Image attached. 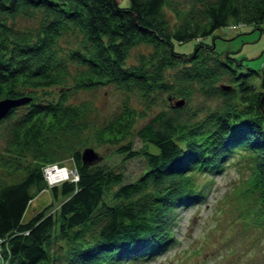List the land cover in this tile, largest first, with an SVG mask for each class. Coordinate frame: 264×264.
<instances>
[{"label": "trees", "instance_id": "1", "mask_svg": "<svg viewBox=\"0 0 264 264\" xmlns=\"http://www.w3.org/2000/svg\"><path fill=\"white\" fill-rule=\"evenodd\" d=\"M244 24L264 28V0H0V99L28 97L0 117L8 156L25 158L5 159L0 171V264H120L158 253L173 240L176 207L202 197L197 176L235 153L247 157L264 213V63L257 87L247 81L257 70L241 71L231 52L204 41ZM190 39L192 49L175 48ZM140 44L150 48L128 62ZM105 84L124 95L99 123L90 99L70 97ZM197 95L214 102L191 105ZM158 98L167 107L135 126ZM91 141L120 158L139 154L144 167L126 179L109 160L84 162L75 143ZM65 157L77 178L48 183L43 167ZM42 189L52 200L22 220Z\"/></svg>", "mask_w": 264, "mask_h": 264}, {"label": "rangeland", "instance_id": "2", "mask_svg": "<svg viewBox=\"0 0 264 264\" xmlns=\"http://www.w3.org/2000/svg\"><path fill=\"white\" fill-rule=\"evenodd\" d=\"M117 2L121 6H126L129 0ZM165 12L169 21H173L170 10L166 8ZM25 21L30 22L27 19H19L22 25L26 23ZM204 41L213 42L215 50L219 53L231 52L241 62V71L257 70L247 75V81L259 86L264 63V28L249 24L237 27L224 25L214 29L210 35L204 37ZM193 43L194 40L190 39L176 43L175 48L187 51L192 49ZM149 48L144 44L134 46L127 61L135 60L139 51H146ZM56 90L57 87L47 88L51 93ZM123 95L122 91L111 84H105L79 89L70 100L76 102L80 99H90L94 105L90 119L100 123L118 109ZM40 96L45 97L43 94ZM161 96L163 94L159 97ZM130 100L134 106L140 109L143 107L135 95H131ZM213 102L214 100L209 102L200 95L191 99V105L204 108L211 106ZM161 107L166 108L167 105L165 100L158 98L143 117L137 118L135 126L142 124ZM204 111L205 109L200 113L203 114ZM5 131V124L0 122V171L7 169L3 163L5 159L25 160L24 155L8 156V152L5 151ZM133 139L134 147L139 146L140 141L137 137L133 136ZM75 146L80 149L91 146L99 157L98 160L106 159L113 166L119 165L126 179L136 177L144 167L143 156L137 154L129 158H120L115 152V146L111 144L91 141L85 145L76 142ZM10 163L8 168L13 162ZM60 163L57 165L73 168L70 157L63 158ZM58 172L60 173V170ZM250 175L251 168L247 157H242L238 153L230 156L221 170L201 173L197 176V185H206L202 197L176 207L173 212V240L158 253L145 258L127 259L120 264H264V213L258 198L259 190L251 185ZM56 182L59 180L50 184ZM51 200L50 191L42 189L29 201L22 214V220H27L34 211L47 205ZM53 203L55 205L56 200Z\"/></svg>", "mask_w": 264, "mask_h": 264}, {"label": "water", "instance_id": "3", "mask_svg": "<svg viewBox=\"0 0 264 264\" xmlns=\"http://www.w3.org/2000/svg\"><path fill=\"white\" fill-rule=\"evenodd\" d=\"M27 96H22L19 98H11L5 97L0 99V117H2L6 111L11 107L14 106L22 101L27 100ZM183 100H177L176 105L182 104ZM82 159L84 162H91L96 157V153L91 146H86L81 151Z\"/></svg>", "mask_w": 264, "mask_h": 264}, {"label": "built area", "instance_id": "4", "mask_svg": "<svg viewBox=\"0 0 264 264\" xmlns=\"http://www.w3.org/2000/svg\"><path fill=\"white\" fill-rule=\"evenodd\" d=\"M57 164L58 163H49L43 167L44 176H45L48 183L54 182L57 180L60 181V180H62L60 178H62L63 176H67L68 174H70V176H67L65 178H68V177H70L71 179L77 178V174L73 169H71V168L68 169L67 167H65V165L64 166H58ZM58 170H60V173L58 172ZM49 171H52V172L56 171L60 175H58V177H51V174Z\"/></svg>", "mask_w": 264, "mask_h": 264}, {"label": "bare ground", "instance_id": "5", "mask_svg": "<svg viewBox=\"0 0 264 264\" xmlns=\"http://www.w3.org/2000/svg\"><path fill=\"white\" fill-rule=\"evenodd\" d=\"M51 174V177H57L59 174L56 171H49Z\"/></svg>", "mask_w": 264, "mask_h": 264}]
</instances>
